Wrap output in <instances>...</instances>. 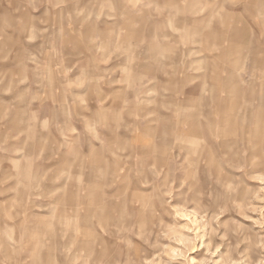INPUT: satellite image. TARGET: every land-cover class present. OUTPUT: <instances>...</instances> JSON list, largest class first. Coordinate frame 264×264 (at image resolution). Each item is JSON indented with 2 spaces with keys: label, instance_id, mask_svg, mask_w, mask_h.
<instances>
[{
  "label": "rangeland",
  "instance_id": "obj_1",
  "mask_svg": "<svg viewBox=\"0 0 264 264\" xmlns=\"http://www.w3.org/2000/svg\"><path fill=\"white\" fill-rule=\"evenodd\" d=\"M0 264H264V0H0Z\"/></svg>",
  "mask_w": 264,
  "mask_h": 264
}]
</instances>
